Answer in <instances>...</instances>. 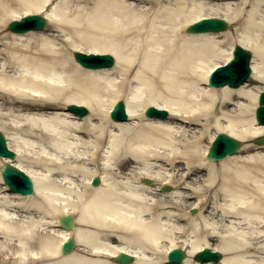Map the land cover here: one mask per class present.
Masks as SVG:
<instances>
[{
    "label": "bare ground",
    "instance_id": "6f19581e",
    "mask_svg": "<svg viewBox=\"0 0 264 264\" xmlns=\"http://www.w3.org/2000/svg\"><path fill=\"white\" fill-rule=\"evenodd\" d=\"M20 11L42 15L46 27L3 32ZM205 17L231 28L185 32ZM237 44L251 52L249 82L206 87ZM68 48L108 53L115 64L82 68ZM263 81L264 0H0V131L34 185L31 196L0 197L11 211L0 209V264H117L110 258L125 252L131 264H173L166 255L176 248L177 264H216L193 260L207 247L222 253L217 264H264V144L253 142L264 124L254 121L250 85ZM119 99L126 122L108 118ZM76 104L87 116L64 110ZM149 106L168 116L147 118ZM221 133L252 143L212 162L206 153ZM35 146L49 156L30 160ZM218 196L228 202L210 206ZM189 198L194 215L168 210ZM64 214L74 215L71 232L59 225ZM68 237L76 245L62 254Z\"/></svg>",
    "mask_w": 264,
    "mask_h": 264
},
{
    "label": "water",
    "instance_id": "95a60500",
    "mask_svg": "<svg viewBox=\"0 0 264 264\" xmlns=\"http://www.w3.org/2000/svg\"><path fill=\"white\" fill-rule=\"evenodd\" d=\"M46 19L41 15H28L22 17L20 21H11L7 25V29L13 33H25L29 30H39L44 27ZM228 27V22L221 18H211L205 17L203 19L197 20L194 24L189 25L185 32L188 33H206V32H219L225 31ZM233 54L226 66L218 67L214 73L209 78V85L219 88L220 86L227 85L228 87L237 88L241 84L247 81L249 74L251 72L249 67L251 52L244 49L242 46L237 44L234 46ZM73 58L78 62L83 68L95 69H105L111 68L114 63V57L110 54H86L80 51H75L73 53ZM258 106L255 111V121L259 125L264 124V91H261L258 95ZM67 110L78 115V117L85 116L88 109L78 105H69ZM145 116L147 117H167V113L164 110H157L150 106L145 111ZM110 118L113 121H126V113L123 101L119 100L113 106V110L110 113ZM258 145L264 143V135L261 137H256L253 139ZM242 142L237 140L235 137H231L225 133L218 134L216 138L212 141V146L208 151L207 158L211 161L213 160H223L227 156H233L236 154ZM6 146V140L3 134L0 132V157H5L10 160L15 159V154ZM0 175L4 181V185L9 187L11 192L18 193L20 195L26 196L33 193V184L31 179L23 171L17 169L10 163H4L0 169ZM93 185H97L99 180L97 178L93 179ZM143 182L147 185L151 183L149 180L143 178ZM164 190H168L165 188ZM73 215L67 214L59 218V223L61 227L66 231H71L73 229ZM74 239L67 238L61 248L63 254L69 253L74 247ZM184 254L181 250L176 249L169 253L168 259L170 262L177 263L182 260ZM221 254L219 251H211L209 248L203 249L198 252L193 258L197 262L207 263L208 261L218 262L221 259ZM111 262H116L118 264H130L132 262V256L125 253H119L115 257L110 258Z\"/></svg>",
    "mask_w": 264,
    "mask_h": 264
},
{
    "label": "rangeland",
    "instance_id": "374dc122",
    "mask_svg": "<svg viewBox=\"0 0 264 264\" xmlns=\"http://www.w3.org/2000/svg\"><path fill=\"white\" fill-rule=\"evenodd\" d=\"M12 18H15V19H19V18H21V11L19 12V13H17V14H15ZM12 20V19H11ZM10 19H8L7 20V23L9 22V21H11ZM6 23V24H7ZM229 28H231V26H229ZM4 30H3V32L4 31H6L7 29H6V25H5V27L3 28ZM6 32H8V33H11V32H9V31H6ZM81 48H83V50L85 49L86 50V48H85V46H81ZM66 52H68L70 55H71V57H72V52H70L69 51V48H68V50L66 51ZM83 52V51H82ZM85 52V51H84ZM249 82V81H248ZM247 82V83H248ZM250 85L251 86H254L255 88H256V90H258V93L260 92V91H262V90H264V81L263 82H260V83H250ZM215 89V88H214ZM121 100H123V99H121ZM124 101V100H123ZM257 103V102H256ZM114 104V103H113ZM112 105V104H111ZM110 105V106H111ZM215 107L216 106H214V108L213 109H211L212 110V112L213 113H216V110H215ZM65 110V109H64ZM55 111H58V112H62V110H60V108H57ZM66 111V110H65ZM109 118V117H108ZM110 119V118H109ZM111 120V119H110ZM211 133H213V131L212 130H210L209 131V133H208V135L207 136H209V135H211ZM214 134V133H213ZM206 142H208V137H207V139H205V142H204V144H206ZM243 142V144L244 143H247V144H251L252 142H247V141H242ZM211 145V144H210ZM26 156L30 159V160H37V159H39L40 157H42V156H49V153H47V149H42L41 147H39V146H35V147H29L28 149H26ZM3 163V159H0V167H1V164ZM16 163L18 164V165H20L21 167H23V168H26V167H28V164H27V161L26 160H24V159H22L21 157H19L18 159L16 158ZM3 183H2V181H1V179H0V197H10L9 196V194H8V190H7V188L5 187V186H3L2 185ZM171 185V184H170ZM66 186H69L68 184H66ZM3 188H5V189H3ZM172 191L173 192H175V193H179V192H183V190H181V189H177V188H173L172 189ZM158 192H160V190H158ZM63 196L68 200V201H71V200H73L75 197H74V195H72V194H70V193H68V192H66L65 194H63ZM12 199V198H11ZM14 199V198H13ZM196 201H197V199L195 198V199H193V198H189V199H187L186 201H184V202H181V207L179 208V211L177 210V209H168L169 211H171V212H180V213H184V212H186V213H189V215H191L190 214V206L189 207H187V205H189V204H194V203H196ZM216 202H220V203H227L228 201H227V198H223L222 196H218L217 198L216 197H214V198H210V197H208V203H209V205L211 206H213V205H215V203ZM208 203H205L204 205H202L203 207H204V210H205V207L208 205ZM0 209H3L1 206H0ZM4 211H6V212H11L9 209H3ZM197 210V209H196ZM204 210H202V211H204ZM231 222H234V220H232V219H229L228 221H226V222H224L222 225H226V224H232ZM180 225H185V223H184V221H180V222H178ZM0 240H2V238H0ZM210 243H212V244H215V241L214 240H210ZM113 245H116V244H118L117 243V241H115L114 240V242L112 243Z\"/></svg>",
    "mask_w": 264,
    "mask_h": 264
}]
</instances>
